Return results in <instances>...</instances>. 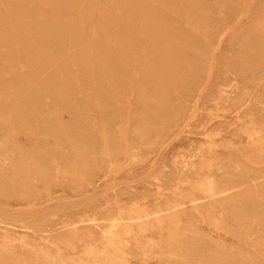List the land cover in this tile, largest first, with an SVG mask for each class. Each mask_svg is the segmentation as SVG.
Here are the masks:
<instances>
[{
  "label": "rangeland",
  "instance_id": "rangeland-1",
  "mask_svg": "<svg viewBox=\"0 0 264 264\" xmlns=\"http://www.w3.org/2000/svg\"><path fill=\"white\" fill-rule=\"evenodd\" d=\"M0 264H264V0H0Z\"/></svg>",
  "mask_w": 264,
  "mask_h": 264
},
{
  "label": "bare ground",
  "instance_id": "bare-ground-1",
  "mask_svg": "<svg viewBox=\"0 0 264 264\" xmlns=\"http://www.w3.org/2000/svg\"><path fill=\"white\" fill-rule=\"evenodd\" d=\"M21 65V64H20ZM109 241V240H108Z\"/></svg>",
  "mask_w": 264,
  "mask_h": 264
}]
</instances>
